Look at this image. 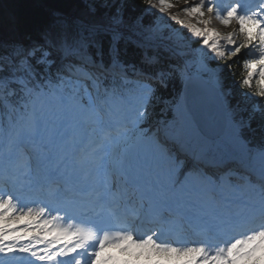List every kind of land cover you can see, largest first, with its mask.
Instances as JSON below:
<instances>
[{
  "label": "trees",
  "instance_id": "trees-1",
  "mask_svg": "<svg viewBox=\"0 0 264 264\" xmlns=\"http://www.w3.org/2000/svg\"><path fill=\"white\" fill-rule=\"evenodd\" d=\"M98 1H106L105 6L99 3L91 5L86 0H0V81L3 97L19 108L22 91L19 85L14 84L15 81L27 84L31 77L41 82L47 78L54 79L57 77L55 74L61 71L56 68L55 55L83 50L89 53L95 66L110 69L113 64L121 65L132 80L146 81L152 86L148 122L174 119L175 106L181 102L184 80L182 62L161 47L144 48L128 36L153 34L157 41L167 42L169 38L163 34L172 31L171 25H177L169 22L163 28L155 29L158 14L149 9L150 0ZM76 23L109 26L121 33V37L119 35L113 43L109 34L82 31ZM11 26H14L22 48L33 51L25 56L26 62L4 57L15 46L12 45L14 39L6 34ZM111 46L114 51H110ZM247 59L244 46L237 48L232 56L215 67H220L218 78L229 92L228 103L236 112L234 117L240 120L239 139L253 150H260L264 149V89L257 78L246 84L245 78L249 75ZM23 64L29 71L23 69ZM158 72L161 76L157 75ZM111 75H106L103 80L106 87L133 89L132 84ZM249 93L255 94L256 98L249 97ZM255 105L258 111H254Z\"/></svg>",
  "mask_w": 264,
  "mask_h": 264
},
{
  "label": "rangeland",
  "instance_id": "rangeland-1",
  "mask_svg": "<svg viewBox=\"0 0 264 264\" xmlns=\"http://www.w3.org/2000/svg\"><path fill=\"white\" fill-rule=\"evenodd\" d=\"M86 1L91 5L99 3L100 5L105 6L106 4V1ZM207 1L210 3V7L206 6L209 4L207 3ZM211 6V0H206V2L205 0H150L149 9L151 11L157 12L158 14V20L155 22V29L159 30L166 24H169V22H174V24L177 25L176 27H173L171 25L172 31L167 34H163L169 38V41H167L166 43L160 40L157 41L155 35H148L145 38L128 36V39H131L134 43L139 46H143L144 48L149 49L161 47L165 51L167 50L169 52H173L174 54H176V57L182 62L184 78L189 77V73L200 75L206 80L212 81V83H214L219 89H221L222 92H224L222 83L218 78L215 65L220 63L222 60L228 59L230 56H232L237 48L244 46L245 51L253 55L256 60H260V56L258 49L256 48L257 43L255 42V44H253L249 41L250 38L256 39V36H254L251 32L248 33L247 31H242L240 27L234 23L228 24V22H217L215 20L216 14L210 11ZM76 25L77 27H79L80 25L82 28L86 27L84 24ZM14 31V26H11L9 30L6 31L7 36H10L14 39L12 45L15 46H13L12 49L6 52L4 57H18L15 61H25V58L31 55L33 51L26 48H20V46L22 47L23 45H21L18 41L17 35ZM170 35H173V37ZM254 45L256 49L254 48ZM55 56H57V61L55 63H57L59 67H62L60 69H64L62 65L65 61L76 65L75 61L77 60L74 59V61H72L70 59L73 56H77V59H79V61L80 59H83L86 63L84 64V66L88 64L89 66L98 67L91 63V57L89 53L83 50L80 53L71 51L68 54H63L62 56L57 53V55ZM192 56L194 57L191 58ZM25 64H23V69H26ZM57 74L61 76L59 73ZM66 76L63 75L61 77ZM60 87L63 89L66 88L68 95L77 94V97L75 96L77 100L83 98L80 94H78V90H76V88L71 84L66 85L64 83H61ZM92 87L94 88V93L91 94V98L92 100H95L94 94L98 93L96 99L99 101V94L100 92H102V88L99 85ZM35 88L36 87H29L28 84H25L23 81L20 86L22 95L24 92H26V95L29 96L27 97L29 98V100L25 102L26 106L31 110L35 109L34 102L40 95L35 94ZM42 88L50 90L48 85H42ZM224 95L226 96L227 93L224 92ZM120 99L121 98L113 100L112 98H107L102 99L101 101L103 102V104H107L113 112L118 111L120 108V114L115 117L116 120L118 122L122 121V124L124 122L129 123L127 125V129L129 131L121 142V146L123 147V149L126 151L130 150L132 146L142 145V149H148L147 155H153L158 162H162L165 165V169L167 171L171 170L175 178L178 179L180 183L183 182L182 178L189 176L193 177V179H198L200 177V173H202L208 179L206 181L203 180V177H200L199 184L204 189L205 198L209 199V183L215 184V179H217L219 175L214 171L209 175L205 174L204 170L199 166L198 163H193L192 165L189 162L183 163L182 156L178 152V149H175L176 144L173 143L172 145H170L171 140L174 139V137L175 139L177 138L175 132L176 130H178L177 127L181 126L182 118H189L192 120V118H190L185 110V105L183 103H179L177 121L169 124L166 128H162V124L160 123V121H150L148 124L149 127L147 126L148 130L145 129L143 131H138L135 134H131L134 123H136V121L140 122L144 117V114L146 113L144 105L146 104L147 100H144L143 98L141 99L140 95L131 101H124ZM19 105H21V101ZM18 112L23 113V110H18ZM28 114V118L32 116L31 111ZM37 116H39L38 118L40 119V116H42V114H38ZM77 116L80 117V114L76 115V117ZM99 116L100 114H95L94 120L98 119ZM226 117L231 118V124L234 126L232 136L237 139V133L241 127L240 120H236L232 111L231 114H226ZM88 122L93 123L91 119ZM193 122L194 121H192V123ZM96 129L97 128L95 127L93 131L95 132ZM232 136L231 138L235 141ZM182 138L183 136L181 137V139ZM237 142L239 141L237 140ZM247 147L245 145L240 147L241 150H244L243 153L247 150L245 157L246 162H248L244 164V166H247L252 162L253 166H255V163L264 164V158L250 152ZM257 167L258 165L256 166V168ZM164 172L166 173V171ZM227 177L222 178L223 180H219L217 183H219L220 186L225 187L228 193H238L239 191H241L238 189H234L233 185L229 187L228 185L230 184L226 182ZM215 198L216 197L210 200L216 201ZM7 216L8 215L3 216L4 219H6ZM4 219L0 217V225L1 223L3 224L6 222ZM15 222L16 220L14 219L10 223L14 224ZM2 226L5 225H1V227ZM242 264H264V258L260 256L258 258L247 259Z\"/></svg>",
  "mask_w": 264,
  "mask_h": 264
},
{
  "label": "bare ground",
  "instance_id": "bare-ground-1",
  "mask_svg": "<svg viewBox=\"0 0 264 264\" xmlns=\"http://www.w3.org/2000/svg\"><path fill=\"white\" fill-rule=\"evenodd\" d=\"M205 4H207V3H205ZM76 24H80V23H76ZM85 26H87V25H85ZM97 26H99V25H97ZM76 27H77V25H76ZM77 28H79V27H77ZM83 29H85V28H83ZM70 59L72 61H74V59H75V60H77L75 62H79V59H77V56H73ZM81 60L82 59H80V61ZM26 61L27 60L25 59V62ZM76 64H78L80 66H84V64H86V63L84 61V63H76ZM62 66H67V67L73 66L74 67V65L68 61L63 62ZM85 66H89V65L87 64ZM64 69H67V68H64ZM60 74L66 76V74L63 71H60ZM3 96H4V93L0 87V97H3ZM180 103L184 104L183 98H181ZM185 110H186V108H185ZM186 112H187V110H186ZM187 114L190 116V118L193 117L188 112H187ZM226 114H231V110L226 109ZM226 114H224L226 126L222 130V133H223L222 136L224 137V135H225V140L226 141L228 140L230 143L237 142V140L240 143H243L238 137L239 131L237 133V137H238L237 139H235L232 136L233 135L232 131L234 129V126L231 124V118L226 117ZM90 117H92V116H89L88 118H90ZM188 119L182 118V124L180 126L181 128H183V129L188 128L189 133L190 132L197 133L199 135L200 140L209 138V136L207 134L203 133L197 127L196 123H194V122H193L194 124L192 123V121H194L193 118H192V120L189 119L190 121ZM231 136L235 139V141L231 138ZM196 146H197V144L189 146L190 150H191L190 154L192 157L198 159V158H200V155H199L200 152H198L200 150L196 149ZM245 146H246V144H245ZM140 148H141V146H134L133 149L129 152V154H127V159H130V160H126V162H128V163L130 162L129 164L136 163V164H139L140 166H142V162H144L143 160H145V162L148 163L150 160L145 159V157H146L145 155H146V153H148V151H147L148 149L147 150L146 149L141 150ZM240 151L242 152L241 155H244V153H243L244 150L240 149ZM132 152L133 153L139 152V156H138L139 159H137V156L135 154H132ZM149 159H151V158H149ZM240 159L244 162L246 160V157L241 156ZM6 165L8 167H11V166H13V163H12V161H10ZM7 210H11V209L9 207H7V205H6L0 211V215H3L5 213V211H7ZM12 214H15V215L9 216V218L16 216V213H12ZM43 221H44V219H39L38 215H36V216L31 217L29 219L27 218L24 221L17 222L14 226H10V225L6 224L5 226L1 227V225H0V227H1L0 228V264H41V262L38 261L41 258V255L44 252L48 251L49 248H53V246L47 245L49 240L53 239V238H57L58 240H62L65 238V233H66L65 230L57 229V227H54V228L51 227L50 230H48L46 228L47 224L46 225L43 224ZM10 224H12V223H10ZM33 247H35V249H33ZM145 251H147V249H145ZM161 261H163V260H161ZM161 261H154L153 262L150 260V262L139 261L136 263V260H134V262H133V259H132L131 264H165ZM195 261H193L190 264H193ZM179 263L180 264H187L186 262H179ZM179 263H174V264H179ZM211 263H213V262H209V263H207V261L197 262V264H211Z\"/></svg>",
  "mask_w": 264,
  "mask_h": 264
},
{
  "label": "water",
  "instance_id": "water-1",
  "mask_svg": "<svg viewBox=\"0 0 264 264\" xmlns=\"http://www.w3.org/2000/svg\"><path fill=\"white\" fill-rule=\"evenodd\" d=\"M182 97L187 112L203 133L213 137L222 132L226 126V108L216 87L201 77L189 76Z\"/></svg>",
  "mask_w": 264,
  "mask_h": 264
}]
</instances>
